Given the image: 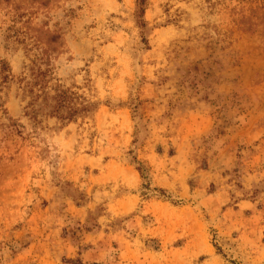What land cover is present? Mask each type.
Masks as SVG:
<instances>
[{"label": "rangeland", "instance_id": "obj_1", "mask_svg": "<svg viewBox=\"0 0 264 264\" xmlns=\"http://www.w3.org/2000/svg\"><path fill=\"white\" fill-rule=\"evenodd\" d=\"M138 8L0 0V264H264V0Z\"/></svg>", "mask_w": 264, "mask_h": 264}, {"label": "trees", "instance_id": "obj_2", "mask_svg": "<svg viewBox=\"0 0 264 264\" xmlns=\"http://www.w3.org/2000/svg\"><path fill=\"white\" fill-rule=\"evenodd\" d=\"M145 0H138V4L140 5L141 8H138V12L140 14H143L144 9L142 8L143 4H144ZM12 77V75L10 74L9 69L4 66V64L0 63V88L3 84L8 83V81L10 80V78ZM47 72H38L36 75L33 76V81L32 82H26L24 80V82H22V91L23 93L34 95V100H37L38 98H42L43 101H46V94L48 89L46 88V83L44 82V79L47 78ZM65 95L63 92H59L58 95H56L55 97H52L51 100L54 101V106H52V109L55 113V115H59L60 116V112L63 108H66L65 106ZM33 101L29 102L28 105L26 106V108H28L29 106L31 107V111L32 113L35 114L34 109H33ZM33 114V117H34ZM75 114V111H73L72 113L69 111L67 113L68 115V119H72V115ZM61 117V116H60Z\"/></svg>", "mask_w": 264, "mask_h": 264}]
</instances>
